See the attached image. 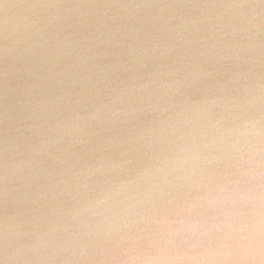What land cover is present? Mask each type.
Returning <instances> with one entry per match:
<instances>
[{"label": "water", "instance_id": "1", "mask_svg": "<svg viewBox=\"0 0 264 264\" xmlns=\"http://www.w3.org/2000/svg\"><path fill=\"white\" fill-rule=\"evenodd\" d=\"M0 264H264V0H0Z\"/></svg>", "mask_w": 264, "mask_h": 264}]
</instances>
